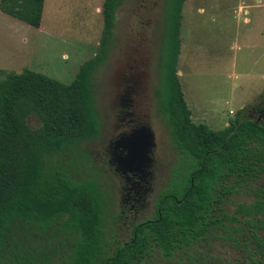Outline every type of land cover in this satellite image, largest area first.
<instances>
[{
	"label": "trees",
	"instance_id": "obj_1",
	"mask_svg": "<svg viewBox=\"0 0 264 264\" xmlns=\"http://www.w3.org/2000/svg\"><path fill=\"white\" fill-rule=\"evenodd\" d=\"M44 1L0 0V10L37 28ZM123 1L103 0L99 50L80 64L71 82L0 68V264H148L158 254L201 264L199 247L215 235L225 247L216 264H264V120L242 110L218 130L193 121L177 75L185 0L161 5L157 114L168 126L176 156L154 216L119 239L110 227L117 217H107L103 186L95 178L75 179L73 158L59 159L100 132L92 80ZM30 116L38 126L28 124ZM241 190L248 198L226 209Z\"/></svg>",
	"mask_w": 264,
	"mask_h": 264
},
{
	"label": "rangeland",
	"instance_id": "obj_2",
	"mask_svg": "<svg viewBox=\"0 0 264 264\" xmlns=\"http://www.w3.org/2000/svg\"><path fill=\"white\" fill-rule=\"evenodd\" d=\"M163 1L124 0L118 7L106 58L92 80L100 132L59 156L64 160L73 158L72 177L95 178L103 186L107 217H117L110 227L113 225L121 240L129 235L134 214L130 210L127 219L118 218L122 208L121 182L107 162V146L116 122L115 95L126 84L133 85L136 99H141V109L155 143L149 180L152 192L138 218L152 215L153 199L165 186L176 156L168 126L157 114L164 45ZM102 3L103 0H46L41 29L30 27L28 32L13 22L9 26L0 24V68L6 72L30 69L63 83L71 82L80 64L99 50ZM250 4L253 6H247L248 13L244 16L238 13L237 0L184 1L178 80L193 121L214 130L227 125L239 111L248 115L247 107L264 100V0H253ZM129 79L135 80V85L126 82ZM28 124L36 127L39 120L30 116ZM245 198L248 197L243 190L234 194L226 209H232L233 202ZM224 251L223 241L216 235L210 236L199 247L201 264H216L215 258L224 256ZM178 261H182L179 255L166 259L158 254L148 264H179Z\"/></svg>",
	"mask_w": 264,
	"mask_h": 264
},
{
	"label": "flooded vegetation",
	"instance_id": "obj_3",
	"mask_svg": "<svg viewBox=\"0 0 264 264\" xmlns=\"http://www.w3.org/2000/svg\"><path fill=\"white\" fill-rule=\"evenodd\" d=\"M129 81L135 85V80L129 79L126 82ZM120 91L121 92L115 95L113 105V112L115 113L114 115L116 122L113 125V133L108 141L107 150L109 158L107 162L111 167L113 173L121 182L120 189L122 193V208L118 214V218L127 219L129 217L130 210H133L134 214L132 215V220L130 221L129 235L123 239L125 240L131 236L135 224L146 219H150L154 216L156 210L155 202L158 193L153 199L154 204L152 215L138 218V216L143 213L144 208H146L145 206L147 203V199L150 196L149 194L152 192V185L149 180L152 175L151 165L153 161V150L152 153L149 154V156L151 157V161L146 171H141L136 166H131L130 172L122 173L121 171H116V168L125 167L123 164L120 165L119 161L120 159H122V157L125 156L127 151L124 147H122V145H118L119 147L116 149L115 147L116 143L120 142L122 138H127L134 131L141 128H150V126L147 122L145 113L141 109V99H136L135 97L137 91L135 90L134 86L126 84ZM252 105V108L248 109L247 116L253 118L258 122L264 120V100H260L259 102Z\"/></svg>",
	"mask_w": 264,
	"mask_h": 264
},
{
	"label": "water",
	"instance_id": "obj_4",
	"mask_svg": "<svg viewBox=\"0 0 264 264\" xmlns=\"http://www.w3.org/2000/svg\"><path fill=\"white\" fill-rule=\"evenodd\" d=\"M121 142V143H120ZM120 142L116 143V148L118 145H122L126 149V154L122 159H120L119 164L124 165V168H116V171H121L122 173H127L131 171V166H136L141 171H146L150 165L151 157L154 143V133L151 129L141 128L134 131L127 138H122Z\"/></svg>",
	"mask_w": 264,
	"mask_h": 264
},
{
	"label": "crops",
	"instance_id": "obj_5",
	"mask_svg": "<svg viewBox=\"0 0 264 264\" xmlns=\"http://www.w3.org/2000/svg\"><path fill=\"white\" fill-rule=\"evenodd\" d=\"M46 1V0H45ZM45 1H44V7H43V13H42V17H43V14H44V10H45ZM254 1H258V0H254ZM251 2H253V0H237V4H238V13L239 14H243L244 16L247 15L248 11H247V6H253L252 4H250ZM241 10V11H240ZM240 11V12H239ZM245 19V22L248 21L247 17L244 18ZM12 22L14 23V25L16 26H20L21 28L27 30L29 32V30L31 29L30 27H33L23 21H20L4 12H2L0 10V24H3V25H7L9 26V24L12 25ZM9 23V24H8ZM36 28V27H34ZM38 29H41L42 28V20H41V24L39 27H37ZM25 40V39H24ZM7 51L13 55V52L8 50Z\"/></svg>",
	"mask_w": 264,
	"mask_h": 264
},
{
	"label": "built area",
	"instance_id": "obj_6",
	"mask_svg": "<svg viewBox=\"0 0 264 264\" xmlns=\"http://www.w3.org/2000/svg\"><path fill=\"white\" fill-rule=\"evenodd\" d=\"M240 11H241V10H240ZM240 11H239V12H240Z\"/></svg>",
	"mask_w": 264,
	"mask_h": 264
}]
</instances>
